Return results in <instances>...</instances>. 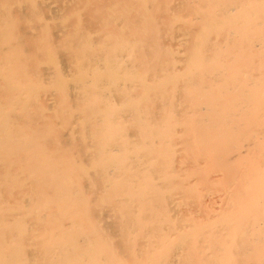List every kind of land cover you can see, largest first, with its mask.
Returning <instances> with one entry per match:
<instances>
[{"label": "bare ground", "instance_id": "obj_1", "mask_svg": "<svg viewBox=\"0 0 264 264\" xmlns=\"http://www.w3.org/2000/svg\"><path fill=\"white\" fill-rule=\"evenodd\" d=\"M0 264H264V0H0Z\"/></svg>", "mask_w": 264, "mask_h": 264}]
</instances>
